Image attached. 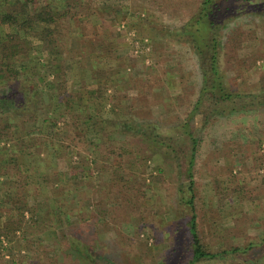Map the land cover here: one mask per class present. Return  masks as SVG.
<instances>
[{"label":"rangeland","instance_id":"1","mask_svg":"<svg viewBox=\"0 0 264 264\" xmlns=\"http://www.w3.org/2000/svg\"><path fill=\"white\" fill-rule=\"evenodd\" d=\"M93 1L95 15L83 25L79 19L73 22V28H79L82 38L73 36L65 53L61 49L32 53L24 63L28 75L34 80L42 77L45 82H53L49 87L51 91L54 82L58 83L63 77L50 69L53 59L55 61L59 56L55 64L64 65L66 78H63L67 79V90L78 95L77 103L69 105L67 120L88 143L99 139L107 141V134L117 127L116 124L131 122L134 116L151 119L155 125L157 121H176L181 113V104L188 95L185 91L189 90V98L195 99V94L191 93L196 92L201 81L198 56L182 31L191 15L186 4L189 1ZM239 25L247 31L236 61L241 76L224 70L225 83L233 92L249 94L264 88V17L244 16L239 19ZM98 44L104 45L98 49ZM96 63L99 65H94ZM102 63H106L104 68ZM224 64L223 60V69ZM94 71L99 78L93 77ZM169 97L178 98L176 102L180 106L175 104L166 109L163 101ZM40 99L43 107L38 109L39 120L31 129L46 131L51 136L61 132L60 137H67L64 135L66 125L60 123V129L52 126L63 107L55 100L52 105H47L50 98L44 90ZM193 123L203 132V136H196L203 138L196 163L200 235L213 251L219 249L220 238L224 243L245 245L251 237L264 230V112L216 118L207 127H204V117L197 114ZM158 132L165 138L174 139L178 145L185 143L184 135L176 132L172 125L161 127ZM113 138L127 139L119 134ZM58 145L59 150L54 153V160H50L52 164L46 172L42 170L41 159L37 158L34 163L41 172L33 175L30 183H36L42 189L40 193L27 198V187H21L15 176L13 179L0 177V200L7 199V190L14 187L21 197L37 204L38 209L36 214L25 213L27 235L21 238L20 244L14 245L13 250L17 263L25 254L24 264H188L192 256L188 233L190 211L181 198L182 190L186 193L189 184L178 177L183 170L176 164L177 154L184 162L188 150L185 144L183 149L178 147L176 154L164 147L153 145L146 150L144 146L142 155L147 158L143 159L145 161L139 160L135 148L121 147L129 161L123 168L129 172L130 182H137L144 174L150 183L145 187L146 198L136 205L139 213L124 225L114 228L98 207H92L90 200L82 209L83 213L87 212L84 219L77 214V206L69 205L66 208L70 213L77 214H73L70 223L84 226L94 220L92 229L98 233V240H93L92 246L76 239L71 247L62 243L66 241V233L60 228V217L50 205L51 199L46 196L53 197L55 189L58 197H64V191L65 194L70 191V196L81 192L91 195L86 181H83L90 182V178H86L90 174L85 166L96 158L105 181L113 182L118 180L113 174L114 167L120 166L122 161L99 154L88 145L84 149H75V153L63 142ZM65 155L73 157L71 167ZM24 158L20 156L12 160L11 166L24 163ZM4 170L6 168L0 165V172ZM242 212H253L251 218H257L258 223L252 227V221L240 224L237 218ZM37 220L39 223L34 224ZM101 242L106 245L103 254L97 252ZM220 264L259 263L247 255L245 258H230Z\"/></svg>","mask_w":264,"mask_h":264},{"label":"trees","instance_id":"2","mask_svg":"<svg viewBox=\"0 0 264 264\" xmlns=\"http://www.w3.org/2000/svg\"><path fill=\"white\" fill-rule=\"evenodd\" d=\"M162 1L166 2V0ZM188 1L186 4H188L189 11L191 10V15L182 31L183 36L188 38V43L192 45L200 63L198 74L201 81H199L196 92L192 91L191 93L195 94V99L189 98V90L185 91L188 94L187 98H184L185 102L181 104V113L174 122L157 121L158 124L155 125L151 119L134 116L131 122L116 124L117 127L107 134V141L99 139L97 142L88 143L84 135H79L80 132L75 131L72 123L67 120L69 105L77 103L78 95L67 90L66 72H63L64 65L55 64L59 56L55 61L53 59V66L50 69L53 73L61 74L65 78L61 77L58 83L54 82L53 86H55L51 90L53 92L49 88L53 82H45L42 77H37V80H34L32 76L28 75L24 63L30 59L34 52L43 54L58 49H61L63 53L67 52L68 42L73 36L78 39L82 38L79 28L78 30L73 28V22L79 19L81 25L87 23L90 17L95 15L94 1L0 0V165L6 168L0 172V177H12L11 179H13L15 176L21 187H27V198L29 195L40 193L41 188L36 183H30L33 175L41 172L34 163L37 158L41 159L39 162L43 164L42 170L45 171L52 164L50 160H54V153L59 150V142L71 147L72 153H75V149H84L88 145L99 154L110 155L122 161L120 166L114 167L113 174L118 180L113 182L105 181L100 162L96 158L92 159L90 165L85 166L86 172L90 174L86 178H90V182L83 181H86V187L91 195L81 192L78 195L70 196V191L66 194L64 191V197L61 195L58 197L55 189L53 197L46 196L48 200L51 199L50 205L60 217V228L66 233V241L62 243H66L65 245L68 247H71L72 241L76 239L86 241L89 246H92L93 240H98V233L92 229L94 220L88 221L92 224L86 223L84 226L70 223L73 214L80 215L82 219L86 217L87 212L83 213L82 209L88 200L92 202V207H98L100 213L106 215V219L114 228L124 225L132 216L139 213L140 209L136 205L146 198L145 187H149L150 183L144 174L138 178L137 182H130V174L123 168L129 161L127 156L121 152V147L135 148L139 160L145 161L143 160L145 157L143 158L142 155L144 146L146 150H148V146H160L176 154L178 147L183 149L182 145L185 144L188 150L184 155V162L180 161V155L177 154L176 164L178 169L183 170L178 177L181 176L182 181H188L189 184L186 193L182 190L181 198L182 203L190 211L188 233L192 256L188 264L208 262L220 264L230 258H245L247 255L253 256L255 262L259 264L264 261V230L261 234L251 237L245 245L233 242L224 243L220 238L222 242L216 251L210 250L203 241L199 232L196 205L198 196L196 185L197 153L200 141L203 139L196 136H203V132L201 129H197L199 127L196 128L193 123L197 114L204 117V127H207L210 125V121L216 118L237 116L253 111L264 112V88L249 94L233 92L226 86L224 75V70H226L241 76L236 68V61L239 57L238 52L246 41L247 31L245 32L241 25L237 26V23L244 16L264 17V0ZM103 45L98 44L97 48L99 49ZM223 60L225 61L224 69ZM60 62L62 63V61ZM94 65H99V63ZM105 65L106 63H102L103 68ZM93 77L99 78V74L97 75V72L94 71ZM43 90L50 98V103L47 105H52L55 100L63 107V112L58 111L60 116L52 121V126L55 129H60V123L66 125L67 132L64 135L67 137L65 138L60 137L61 132H56L55 136H51L46 131L37 132L31 129V126L39 120L37 112L40 107H43L42 100H39ZM176 100L178 98L169 97L164 99L163 104L166 109L175 104L180 106ZM238 101H242V103L239 104ZM148 106L149 104L144 107ZM170 125L174 126L176 132L184 135V144L178 145L173 141L174 139L165 138L158 132L161 127ZM23 132L25 135H22ZM116 134L123 135L127 139L124 141L115 140L113 135ZM187 152L189 153L187 154ZM42 155L43 157L40 158ZM91 155L94 156V154ZM20 156L25 157V162L11 166L12 160L14 161ZM65 159L68 166L71 167L73 157L65 155ZM7 169H9L8 172ZM10 189L13 192H9ZM7 193H9L8 198L0 200V264H24L27 255L23 254L17 263L13 253L14 245L20 244L21 238L26 237L25 213L36 214L38 212L37 204H31L30 199L21 197L14 187L9 188ZM116 196L119 198L117 201H115ZM69 205L78 207L77 214L70 213L66 208ZM253 212H242L237 221H240V224L252 221L250 227L255 226L258 222L257 218L254 220L251 218L254 215ZM35 223L38 224L39 220ZM89 231L92 232V235L87 234ZM105 248L106 245L101 242L100 250L97 252L103 254Z\"/></svg>","mask_w":264,"mask_h":264}]
</instances>
